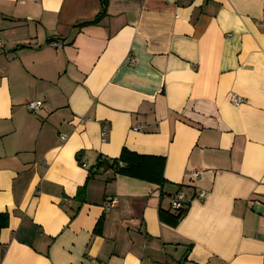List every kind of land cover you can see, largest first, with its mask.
Masks as SVG:
<instances>
[{"label":"crops","instance_id":"crops-1","mask_svg":"<svg viewBox=\"0 0 264 264\" xmlns=\"http://www.w3.org/2000/svg\"><path fill=\"white\" fill-rule=\"evenodd\" d=\"M102 13L0 0V264H264V0ZM124 148L165 157L166 184L91 176Z\"/></svg>","mask_w":264,"mask_h":264},{"label":"trees","instance_id":"trees-1","mask_svg":"<svg viewBox=\"0 0 264 264\" xmlns=\"http://www.w3.org/2000/svg\"><path fill=\"white\" fill-rule=\"evenodd\" d=\"M108 0H103V13H107ZM167 160L165 157L142 155L124 148L119 158L108 159L100 157V162L97 167L91 169V176L96 172H103L112 170L115 175H124L132 178L141 179L150 183L164 186L167 182L165 179V167ZM97 170L96 172H94ZM187 204L180 209L178 213H165L161 211L163 221L176 227L187 213ZM104 219L102 218L97 226V232L101 233L103 230ZM10 216L8 213H0V255H1V232L9 225Z\"/></svg>","mask_w":264,"mask_h":264},{"label":"built area","instance_id":"built-area-1","mask_svg":"<svg viewBox=\"0 0 264 264\" xmlns=\"http://www.w3.org/2000/svg\"><path fill=\"white\" fill-rule=\"evenodd\" d=\"M2 45V41H1V38H0V46ZM54 46L58 47L60 46V44L58 42H54L53 43ZM132 62H135V60H133ZM233 102L236 104V105H240L244 102V100L241 98V97H238L237 95H234L233 96ZM44 106V103L42 101H31L29 103H27V108L28 110L30 111H36V110H39L41 109L42 107ZM106 135V133H105ZM84 167H88V164L86 162V160H84V163H83ZM200 176V173H195L194 174V178H198ZM206 194L205 193H201L200 194V198L203 199L205 198ZM187 203V196H186V193H185V189H183L182 191H180L174 198L173 200V203H172V206H173V209L174 210H177L179 211L180 209H182L183 207H185ZM114 202L111 203V206H114Z\"/></svg>","mask_w":264,"mask_h":264}]
</instances>
